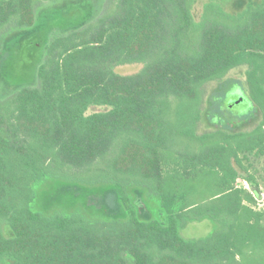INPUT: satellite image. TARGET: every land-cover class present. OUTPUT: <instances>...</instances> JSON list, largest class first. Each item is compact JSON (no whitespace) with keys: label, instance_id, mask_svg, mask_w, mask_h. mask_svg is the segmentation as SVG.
<instances>
[{"label":"trees","instance_id":"16d2710c","mask_svg":"<svg viewBox=\"0 0 264 264\" xmlns=\"http://www.w3.org/2000/svg\"><path fill=\"white\" fill-rule=\"evenodd\" d=\"M42 1L0 0V56ZM197 1L107 0L53 34L36 85L0 101V264H264V173L248 172L264 156V0H201L196 17ZM129 63L142 67L113 70ZM240 65L252 112L223 127L204 87ZM72 169L107 181L89 190L100 206L35 208L36 186ZM133 192L139 207L157 196L162 218ZM204 218L214 233L181 236Z\"/></svg>","mask_w":264,"mask_h":264},{"label":"rangeland","instance_id":"374dc122","mask_svg":"<svg viewBox=\"0 0 264 264\" xmlns=\"http://www.w3.org/2000/svg\"><path fill=\"white\" fill-rule=\"evenodd\" d=\"M106 1L43 0L35 9L34 29L25 33L22 39H19V43H8L2 51L0 56V101L10 97L23 85H36L37 70L44 61L45 46L53 34L67 30L74 22L79 21L82 15L100 13ZM201 2L198 0L193 6V13L196 17L201 10ZM141 67V63H129L117 65L113 70L119 74H132L138 72ZM245 69L246 66L244 65L233 67L221 82H212L204 87L205 96L212 90V87L216 90L212 102L217 109L210 113L211 122L223 127L229 124L236 125L240 119L247 118L252 112V100L244 86ZM107 109V106L95 105L88 108L87 113ZM206 128H208V124L202 120L200 129ZM252 160L253 164L248 172L253 174L258 181H261L264 173V156ZM66 175L62 179L48 177L36 186L38 195L35 200V208L49 209V205H51L53 208L50 210H56V212H75L86 215L85 210L90 208L86 206V202L94 207L95 204L99 205V200L105 195V191L98 190L99 193L93 194L89 190L105 186L106 180L97 179L93 175L87 177L86 173L76 172L73 169ZM240 179L242 178L240 177ZM237 184L240 185L239 182ZM78 188L81 191H78ZM100 192H102L101 197H99ZM134 192L131 200L133 206L137 205L139 212L143 211L144 214H150L154 219L162 218L160 215L162 209L159 206L157 196H150L145 193L146 197L141 199L143 206L139 207L141 205L135 203L136 193ZM140 196H143V192H140ZM102 208L104 209V205L98 210L101 212ZM121 209L125 210L123 207ZM87 214L93 217L90 212ZM216 229L215 222L209 218H204L200 221L185 223L179 231L181 236L186 239L198 240L211 235Z\"/></svg>","mask_w":264,"mask_h":264},{"label":"built area","instance_id":"2783aa9c","mask_svg":"<svg viewBox=\"0 0 264 264\" xmlns=\"http://www.w3.org/2000/svg\"><path fill=\"white\" fill-rule=\"evenodd\" d=\"M242 179L237 178L235 181V186L236 187H242V188H245V189L251 191L249 182L246 181L245 179H243V180ZM237 182H239L240 185L237 184ZM241 183H242V185H241ZM252 207H253V209H255L257 211H264V188L262 185L259 186L258 192H257L256 197H255V203L252 205Z\"/></svg>","mask_w":264,"mask_h":264}]
</instances>
